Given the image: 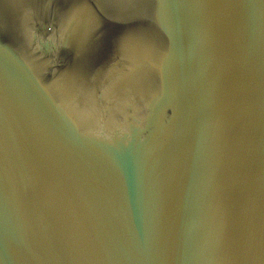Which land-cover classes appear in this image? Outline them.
<instances>
[{"label":"water","instance_id":"1","mask_svg":"<svg viewBox=\"0 0 264 264\" xmlns=\"http://www.w3.org/2000/svg\"><path fill=\"white\" fill-rule=\"evenodd\" d=\"M0 264H264V0H0Z\"/></svg>","mask_w":264,"mask_h":264}]
</instances>
